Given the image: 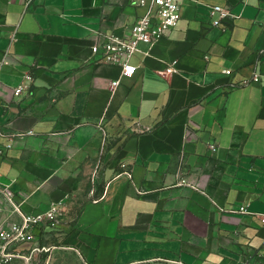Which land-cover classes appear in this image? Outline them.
<instances>
[{
    "label": "crops",
    "instance_id": "0c3cea01",
    "mask_svg": "<svg viewBox=\"0 0 264 264\" xmlns=\"http://www.w3.org/2000/svg\"><path fill=\"white\" fill-rule=\"evenodd\" d=\"M213 5L239 17L215 26ZM144 11L0 0V231L21 221L13 203L59 204L36 238L84 264H264V225L229 211L264 212V0H185L112 90L121 67L91 47L129 37Z\"/></svg>",
    "mask_w": 264,
    "mask_h": 264
},
{
    "label": "built area",
    "instance_id": "2783aa9c",
    "mask_svg": "<svg viewBox=\"0 0 264 264\" xmlns=\"http://www.w3.org/2000/svg\"><path fill=\"white\" fill-rule=\"evenodd\" d=\"M185 0H132L136 6L144 7V13L138 20L130 27V36L124 37L117 34L105 35L104 39H97L92 45L93 54L99 56V60L117 64L121 67V76L111 82L112 90H114L121 81V77H131L136 74L138 67L131 62L132 56L136 51L140 50L139 44H153L161 38L167 36L170 31L178 24L180 19V10ZM211 14L216 15L212 24L215 26H222L225 20H232L239 17L234 14L227 7L221 5L211 6ZM176 71L173 63L168 65L161 74H170ZM228 74L230 69H226ZM253 81L259 80V75L255 74ZM251 80V81H252ZM249 80H244V83ZM20 85L15 89L16 93L23 90ZM4 133L0 129V137ZM10 144H5L4 148H0V155L4 153L6 147ZM212 151L217 149L215 144H211ZM7 198L13 203L12 194L9 190H3ZM15 210L21 216V221L11 223L7 228L0 231V264H10L13 257L18 254L11 251L12 247L24 243L35 242L36 234L34 229L37 226L44 224L53 225L57 223L63 215L62 207L59 204H52L48 210L38 215H28L22 212L15 203H13ZM223 210V208H221ZM231 212H239L244 214L256 215L264 225V212H254L241 205L237 208L229 209ZM39 248L34 247L33 250Z\"/></svg>",
    "mask_w": 264,
    "mask_h": 264
},
{
    "label": "rangeland",
    "instance_id": "374dc122",
    "mask_svg": "<svg viewBox=\"0 0 264 264\" xmlns=\"http://www.w3.org/2000/svg\"><path fill=\"white\" fill-rule=\"evenodd\" d=\"M43 242L46 244V249L42 248ZM51 243V238L40 240L36 238L35 242L20 250V256L13 257L10 264H84L81 259L72 251L65 249L51 248L48 250V245ZM19 245V244H18ZM16 245V246H18ZM12 247L11 251H14ZM39 248L33 250V248Z\"/></svg>",
    "mask_w": 264,
    "mask_h": 264
}]
</instances>
